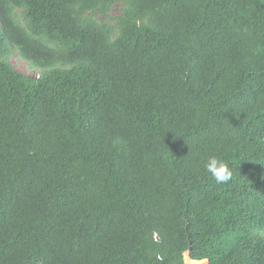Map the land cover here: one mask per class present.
<instances>
[{
    "label": "trees",
    "instance_id": "trees-1",
    "mask_svg": "<svg viewBox=\"0 0 264 264\" xmlns=\"http://www.w3.org/2000/svg\"><path fill=\"white\" fill-rule=\"evenodd\" d=\"M186 253L264 264V0H0V264Z\"/></svg>",
    "mask_w": 264,
    "mask_h": 264
},
{
    "label": "rangeland",
    "instance_id": "rangeland-1",
    "mask_svg": "<svg viewBox=\"0 0 264 264\" xmlns=\"http://www.w3.org/2000/svg\"><path fill=\"white\" fill-rule=\"evenodd\" d=\"M123 7L124 6L122 3H118L113 7L112 11L110 12V14L108 16H105L101 13H96L94 17L100 22H104L106 20H110L111 22H115V18L121 14ZM11 63L20 72L31 74L34 76L39 75V71H35L32 68V65L28 61L24 60L21 56L18 55L17 51H16V54H14L13 57L11 58ZM185 262L187 264H207V260H204L203 262H198V263L194 262V260H192L188 256L187 253L185 254Z\"/></svg>",
    "mask_w": 264,
    "mask_h": 264
},
{
    "label": "clouds",
    "instance_id": "clouds-1",
    "mask_svg": "<svg viewBox=\"0 0 264 264\" xmlns=\"http://www.w3.org/2000/svg\"><path fill=\"white\" fill-rule=\"evenodd\" d=\"M204 167L218 184L228 183L232 179V172L229 165L216 156L208 157Z\"/></svg>",
    "mask_w": 264,
    "mask_h": 264
},
{
    "label": "water",
    "instance_id": "water-1",
    "mask_svg": "<svg viewBox=\"0 0 264 264\" xmlns=\"http://www.w3.org/2000/svg\"><path fill=\"white\" fill-rule=\"evenodd\" d=\"M188 256H190L189 253H188Z\"/></svg>",
    "mask_w": 264,
    "mask_h": 264
}]
</instances>
